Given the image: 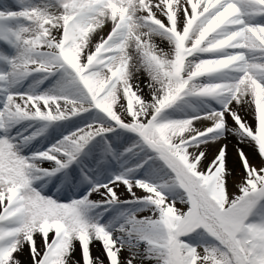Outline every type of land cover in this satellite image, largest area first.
<instances>
[{
	"label": "snow or ice",
	"instance_id": "6c2138e0",
	"mask_svg": "<svg viewBox=\"0 0 264 264\" xmlns=\"http://www.w3.org/2000/svg\"><path fill=\"white\" fill-rule=\"evenodd\" d=\"M0 264H264V0H0Z\"/></svg>",
	"mask_w": 264,
	"mask_h": 264
},
{
	"label": "bare ground",
	"instance_id": "6f19581e",
	"mask_svg": "<svg viewBox=\"0 0 264 264\" xmlns=\"http://www.w3.org/2000/svg\"><path fill=\"white\" fill-rule=\"evenodd\" d=\"M248 119H249V122H252L251 121V116L249 115L248 116ZM227 144H228V153H227V157H228V163H229V166L231 168H233L235 170V178L238 180L241 176H242V170L238 169L236 164H235V160L233 159V155L230 153V151H235V153L237 154V140L236 138L234 137H229L227 141H225ZM245 148L248 150V152L250 153H253V151L251 150V148L249 146H245ZM211 159V157H210ZM260 158L257 159V157L253 160L254 163L257 164V162L259 161ZM230 182L232 183V181L230 180ZM27 248V247H26ZM28 250V248H27ZM92 251H93V255L94 256H99L101 258H104V256L102 254L103 253V250L101 248V246L99 244H96L93 248H92ZM29 252V250H28ZM21 259L24 260V261H28V258H27V255L25 254V251L23 253V255L21 256Z\"/></svg>",
	"mask_w": 264,
	"mask_h": 264
},
{
	"label": "rangeland",
	"instance_id": "374dc122",
	"mask_svg": "<svg viewBox=\"0 0 264 264\" xmlns=\"http://www.w3.org/2000/svg\"><path fill=\"white\" fill-rule=\"evenodd\" d=\"M251 148V150L254 152V149L252 148V147H250ZM245 151L247 152V153H250V152H248V150L245 148ZM230 153L233 155V159L235 160L234 162H235V164H236V166H237V168L238 169H240V170H242V175H243V169H242V166H241V164H240V161H239V158H238V155L235 153V151H230ZM257 157V159L258 158H260L258 155H254L253 156V160L255 159ZM209 159H210V157H209ZM260 160H261V158L259 159V161L257 162V164H259L260 163ZM229 187H230V191H238L236 188H235V186L233 185V183H231L230 182V184H229ZM25 254L27 255V258H28V260L30 259V255H29V252H28V250H27V248L25 247ZM103 256H104V254H102Z\"/></svg>",
	"mask_w": 264,
	"mask_h": 264
}]
</instances>
